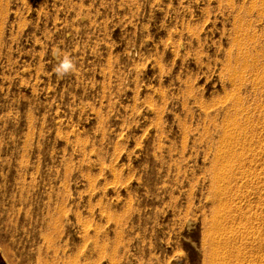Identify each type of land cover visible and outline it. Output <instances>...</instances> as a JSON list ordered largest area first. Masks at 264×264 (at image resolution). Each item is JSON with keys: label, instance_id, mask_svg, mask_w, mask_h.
<instances>
[{"label": "rangeland", "instance_id": "rangeland-1", "mask_svg": "<svg viewBox=\"0 0 264 264\" xmlns=\"http://www.w3.org/2000/svg\"><path fill=\"white\" fill-rule=\"evenodd\" d=\"M263 14L0 0V264H264Z\"/></svg>", "mask_w": 264, "mask_h": 264}, {"label": "bare ground", "instance_id": "bare-ground-1", "mask_svg": "<svg viewBox=\"0 0 264 264\" xmlns=\"http://www.w3.org/2000/svg\"><path fill=\"white\" fill-rule=\"evenodd\" d=\"M263 15H264V14H263ZM263 56H264V55H263ZM258 57H259V55H258ZM255 61H256V59H255ZM256 66H257V65H256ZM254 70H255V69H254ZM256 70H257V69H256ZM258 76H259V74H258ZM258 76H257L256 78H258ZM259 77H260V76H259ZM261 77H262V76H261ZM261 77H260V78H261ZM262 78H264V77H262ZM261 80H262V82H263L264 79H261ZM253 82H255V80H253ZM260 82H261V81H260ZM257 84H259V83L257 82ZM252 85H253V84H252ZM255 85H256V83H255ZM260 104H261V103H260ZM263 104H264V102H263ZM262 107H263V106H262ZM258 109H259V108H258ZM260 109H261V108H260ZM263 110H264V109H263ZM260 111H261V110H260ZM225 113H226V112H225ZM260 115H263V114H260ZM226 116H227V115H226ZM262 117H263V116H262ZM231 118H233V117H231ZM231 118H228V119L231 120ZM237 118H238V117H237ZM237 118H236V116H235V117H234L235 120H234V119H233V120L236 121ZM259 121H260V120H259ZM262 121H263V118H262ZM231 122H232V121H231ZM239 122H240V121H239ZM236 123H238V122H236ZM240 123H241V122H240ZM263 123H264V122H263ZM226 127H228V125H227ZM226 127H225V128H226ZM240 127H241V126H240ZM225 128H224V129H225ZM235 129L237 130V129H239V128L236 127ZM241 129H243V128H241ZM237 131H238V130H237ZM237 131H236V132H237ZM240 132H241V131H240ZM224 139H225V137L223 138V141H222L223 143H224ZM225 140H226V139H225ZM226 141H228V140H226ZM226 141H225V143H226ZM249 141H250V140H249ZM243 142H244V141H243ZM245 142H246V141H245ZM227 143H228V142H227ZM250 144H251V143H250ZM243 145H244V144H243ZM263 151H264V149H263ZM220 157H221V156H219V159H220ZM215 160H216V159H215ZM220 160H221V159H220ZM216 162H217V160H216ZM218 163H220V162H218ZM215 164H216V163H215ZM228 164L231 165V161H228ZM218 166H219V165H218ZM219 167H220V166H219ZM219 167H215V166H214V171H213V172H214V175H215V176H214L215 187L213 188V190H214V193L216 194L217 197H220V196H223V195L225 196V194L228 193V192H226V191H229L230 189H232V188H230L229 190L227 189V188L231 185L230 183H234V182H232V181L236 180L235 177H234V175H232V174H228V172H226L224 168H219ZM213 172H212V173H213ZM210 177H211V176H210ZM242 178H244L243 180L246 179V181H247L248 176H244V177H242ZM237 179H239V178H237ZM210 181H211V180H210ZM212 181H213V180H212ZM236 181H237V180H236ZM236 181H235V182H236ZM237 182H239V181H237ZM237 182H236V183H237ZM240 182H241V181H240ZM243 182H244V181H243ZM247 182H249V181H247ZM224 184H226V185L228 184V185H227L228 187H227V186L225 187ZM241 184H242V183H241ZM211 185H212V184H211ZM223 185H224V187H223ZM254 188L256 189V187H254ZM233 190H234V189H233ZM233 190H230V191H233ZM230 191H229V192H230ZM234 191H235V190H234ZM19 194H20V193H19ZM19 194H18V195H19ZM234 195H235V194H234ZM224 196H223V197H224ZM232 196H233V195H232ZM232 196H231V197H232ZM20 197H21V196H20ZM221 198H222V197L219 198V201H221V200H220ZM226 198H227V197H226ZM230 199H231V198H230ZM232 199H233V198H232ZM223 200H224V199H223ZM12 201H13V200H12ZM227 201H228V200H227ZM233 201H234V200H233ZM28 202H29V201H28ZM221 202H222V201H221ZM221 202H220V203H221ZM230 202H231V201H230ZM232 203H233V202H232ZM22 204L25 205V203H22ZM221 204H222V203H221ZM223 204H224V203H223ZM225 204H226V203H225ZM233 205H234V204H233ZM227 207H228V206H227ZM227 207H226V210H227ZM236 207H237V206H236ZM238 207H239V206H238ZM229 208H231V207H229ZM239 208H240V207H239ZM7 209H8V208H7ZM223 209H224V208H223ZM223 209H221V210H223ZM231 209H232V208H231ZM235 209H236V208H235ZM219 210H220V209H219ZM237 210H238V209H237ZM230 211H231V210H230ZM219 212H220V211H219ZM219 212H218V214H219ZM221 212H222V211H221ZM224 212H225V211H224ZM228 212H229V211H228ZM232 212H233V211H232ZM235 212H236V211H235ZM12 214H13V213H12ZM222 214H223V213H222ZM224 214H225V213H224ZM228 214H229V213H228ZM236 214H238V213H236ZM230 215H231V214H230ZM232 215H233V214H232ZM215 216H216V215H215ZM221 216H222V215H221ZM224 216H225V215H224ZM18 217H19V216H18ZM24 217H25V216H24ZM219 217H220V216H219ZM219 217H218V218H219ZM227 217H228V216H227ZM235 217H236V216H235ZM1 218H2V216H1ZM25 218H26V217H25ZM25 218H24V219H25ZM36 218H37V217H36ZM216 218H217V217H216ZM239 218H240V217H239ZM24 219H23V220H24ZM219 219H220V218H219ZM223 219H224V218H223ZM225 219H226V218H225ZM228 219H229V218H228ZM228 219H227V220H228ZM10 220H11V219H10ZM26 220H28V219H26ZM29 220H30V219H29ZM230 220H231V219H230ZM235 220H236V219H235ZM237 220H238V218H237ZM16 221H17V220H16ZM221 221L223 222L224 220H221ZM228 221H229V220H228ZM231 221H232V220H231ZM219 222H220V220H219ZM219 222H218V225H219V226H220V225L222 226L223 224H222V223H219ZM226 222H227V221H226ZM229 222H230V221H229ZM237 222H238V221H237ZM25 223H26V222H25ZM34 223H35V222H34ZM216 223H217V222H216ZM13 225H14V224H13ZM238 225H239V224H238ZM225 226H226V224H225ZM216 228H217V226H216ZM219 228H220V227H219ZM223 228H224V227H223ZM230 228H231V227H230ZM236 228H237V227H236ZM228 229H229V228H228ZM228 229H227V230H228ZM237 229L239 230V228H237ZM241 229H242V228H241ZM241 229H240V230H241ZM22 230H23V229H22ZM224 230H226V229L224 228ZM227 230H226V231H227ZM230 230L232 231L233 229L231 228ZM230 230H229V232H230ZM240 230H239V231H240ZM243 230H244V229H243ZM220 231H221V228H220ZM222 231H223V230H222ZM235 231H236V230H235ZM17 232H18V231H17ZM21 232H22V231H21ZM222 233H223V232H222ZM224 233H226V232H224ZM227 233H228V231H227ZM227 233H226V234H227ZM238 233H241V231L238 232ZM15 234H16V233H15ZM226 234H225V235H226ZM221 235H222V234H221ZM228 235H229V234H228ZM32 237H33V236H32ZM222 237H223V236H222ZM224 237H225V236H224ZM224 237H223V238H224ZM226 237H227V236H226ZM214 239H217V238H214ZM220 240H221V239H220ZM220 240H218V241L221 243ZM222 240H223V239H222ZM225 240H226V239H224V242H225ZM228 240H229V239L227 238V241H228ZM215 241H216V240H215ZM234 241H235V240H234ZM216 242H217V241H216ZM216 242H215V243H216ZM219 242H218V243H219ZM224 242H222V243L224 244ZM218 243H217V244H218ZM220 243H219L218 245H220ZM225 243H226V242H225ZM229 243H232V241L230 240ZM235 243H237V242H235ZM241 243H242V242H241ZM243 243H244V242H243ZM217 244H216L215 246H217ZM223 244H222V245H223ZM232 244H233V243H232ZM222 245H220V247H221ZM226 245H227V244H225V247H227ZM230 245H231V244H230ZM236 245H237V244H236ZM240 245H241V244H240ZM213 246H214V244H213ZM245 246H246V245H245ZM223 247H224V245H223ZM223 247H221V248H223ZM230 247H231V246H230ZM240 247H241V246H240ZM212 249H213V248H212ZM225 249H226V248H225ZM241 249H242V248H241ZM218 250H220V249L218 248ZM218 250H216V251L214 250V252H218ZM243 251H244V250H243ZM243 251H242V252H243ZM214 252L212 253V254H214V255H212V256H213V257H218L217 253H214ZM244 252H245V251H244ZM239 253H240V252H239ZM247 253H248V252H247ZM215 254H216L217 256H215ZM218 254H219V253H218ZM221 254H222V253H221ZM243 254H245V253H243ZM23 255H24V254H23ZM237 255H238V254H237ZM219 256H220V255H219ZM221 256H222V255H221ZM221 256H220V257H221ZM231 256H232V255H231ZM239 256H240V255H239ZM229 257H230V256H229ZM236 257H237V256H236ZM247 257H248V256H247ZM234 258H235V257H234ZM219 259H220V258H219ZM236 259H237V261L239 262L238 264H256V261L253 260V259H251L250 257H249V258L243 257V258H236ZM211 260H212V258H211ZM216 260H218V258H216ZM222 260H223V259H222ZM231 262H232V260H231ZM211 263H213V261L210 262V264H211ZM218 263H219V262H218ZM215 264H217V263L215 262ZM220 264H221V263H220ZM222 264H223V263H222ZM232 264H234V263L232 262Z\"/></svg>", "mask_w": 264, "mask_h": 264}]
</instances>
